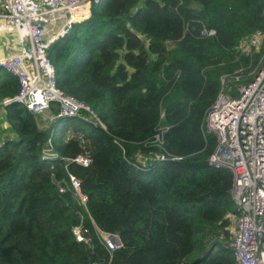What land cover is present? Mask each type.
Wrapping results in <instances>:
<instances>
[{
  "label": "trees",
  "instance_id": "obj_1",
  "mask_svg": "<svg viewBox=\"0 0 264 264\" xmlns=\"http://www.w3.org/2000/svg\"><path fill=\"white\" fill-rule=\"evenodd\" d=\"M258 30L264 0L93 1L48 56L57 86L105 128L86 111L49 121L3 107L0 264H235L233 177L209 164L217 138L204 119L222 76L250 64L238 46ZM18 92L0 68V102ZM49 140L56 156H44ZM86 153L90 165L73 161ZM100 231L123 246L108 250Z\"/></svg>",
  "mask_w": 264,
  "mask_h": 264
},
{
  "label": "built area",
  "instance_id": "obj_2",
  "mask_svg": "<svg viewBox=\"0 0 264 264\" xmlns=\"http://www.w3.org/2000/svg\"><path fill=\"white\" fill-rule=\"evenodd\" d=\"M98 0H0V34L3 54L0 68L19 81L15 97L0 102V111L13 101L24 104L32 113L56 121L86 111L95 124L104 123L90 106L64 93L56 82L54 66L48 56L51 45L64 37L73 26L89 18L92 2ZM213 36L215 29L203 31ZM250 64L221 78L222 88L207 111L204 130L217 138V146L208 158L210 165L228 169L233 177L231 197L236 218L230 246L235 264H264V30L243 38L238 46ZM257 63L254 64V58ZM237 83L236 94L229 92L228 81ZM59 111L52 113V106ZM156 140L161 142L160 134ZM50 148L44 156H56ZM164 157L159 154L151 158ZM73 161L88 166L91 158L78 155ZM146 161V160H144ZM73 189L83 204L80 179L70 174ZM79 241H88L80 226L74 227ZM108 250L123 246L119 233L100 231Z\"/></svg>",
  "mask_w": 264,
  "mask_h": 264
},
{
  "label": "rangeland",
  "instance_id": "obj_3",
  "mask_svg": "<svg viewBox=\"0 0 264 264\" xmlns=\"http://www.w3.org/2000/svg\"><path fill=\"white\" fill-rule=\"evenodd\" d=\"M3 45V44H2ZM236 86H237V83H235V82H231V81H228V83H227V88H231L232 89V91L231 92H229V93H231V94H233V95H235L236 94ZM43 117L44 116H47V114H45V115H42ZM5 125H4V120H3V113L0 111V138L2 137V138H7L8 136H7V131L5 130ZM232 222H233V224H232V226L230 227V230H231V233L233 234V231H234V229H235V224H236V218H234L233 216H232ZM197 255V254H196Z\"/></svg>",
  "mask_w": 264,
  "mask_h": 264
},
{
  "label": "crops",
  "instance_id": "obj_4",
  "mask_svg": "<svg viewBox=\"0 0 264 264\" xmlns=\"http://www.w3.org/2000/svg\"><path fill=\"white\" fill-rule=\"evenodd\" d=\"M2 36H1V34H0V55H2L3 54V45H2Z\"/></svg>",
  "mask_w": 264,
  "mask_h": 264
}]
</instances>
